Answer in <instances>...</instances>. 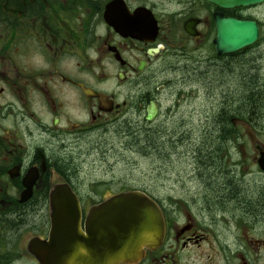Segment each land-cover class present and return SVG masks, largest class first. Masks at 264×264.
Wrapping results in <instances>:
<instances>
[{
	"label": "flooded vegetation",
	"instance_id": "af4514ba",
	"mask_svg": "<svg viewBox=\"0 0 264 264\" xmlns=\"http://www.w3.org/2000/svg\"><path fill=\"white\" fill-rule=\"evenodd\" d=\"M217 15L254 21L262 37L264 4L222 9L205 0H0V264H41L28 245L48 239V196L56 184L76 194L83 229L86 213L106 196L82 193L77 169L71 172L72 155L75 149V156L82 155L93 133L107 134L111 117L140 119L128 124L133 140L127 149L151 159L164 117L175 115L187 98L184 87L200 80L211 88V74L229 70L236 54L218 56L214 50ZM253 48L239 52L240 61L246 63ZM83 87L102 94L107 109ZM124 87L130 103L119 102ZM173 96L176 104L167 105ZM152 105L156 112L148 121ZM229 108L220 114L231 116ZM193 110L189 106L188 114ZM99 139L90 147L103 156ZM204 145L201 152L191 149L197 163L192 173L155 175L163 193L167 185L178 193L176 200L150 189L156 184L144 188L160 207L165 236L131 264H264V171L257 165L264 147L253 143L261 180L252 187L244 174L218 168L227 176L222 181L211 173V157L221 148ZM25 180L34 184L20 202ZM94 196L101 199H86Z\"/></svg>",
	"mask_w": 264,
	"mask_h": 264
},
{
	"label": "rangeland",
	"instance_id": "374dc122",
	"mask_svg": "<svg viewBox=\"0 0 264 264\" xmlns=\"http://www.w3.org/2000/svg\"><path fill=\"white\" fill-rule=\"evenodd\" d=\"M246 64L247 71L245 73L251 79L257 81L260 89H264V30L262 37H260V42L250 51L246 58ZM228 75H230V70H216L214 74L212 73L211 76H214V80L211 82V88L209 87L210 84L205 81L202 83L200 80L184 87V94H187V98L181 101L176 114H169L165 118L164 111L161 113L160 121L163 120V117L164 120L166 119L163 134L159 138L162 141V145L159 147L160 153L155 150L149 151L152 154L151 159H145L138 152L127 149L130 139L133 140V134L128 133V130H132L128 128V124L130 122L136 123L140 119L130 116L111 117V121L114 124H108L107 134L100 133L98 135L93 133L91 138L82 145V155L80 157L75 156L76 149L72 155L75 160L71 165V172L74 173V168L77 169L75 181L79 182L82 193L92 194L96 190L97 193H102L109 197V195L119 191L144 190L145 187L156 184L151 186L150 189L157 190V193L161 196L166 194L176 200L178 193H175V190L170 185L166 186V192L163 193L161 191V183L156 179L155 175L164 173L170 179L173 178L172 175L174 174L182 176L196 170L197 163L192 160L191 149L198 147L199 152L205 149L204 144L208 143L207 137H209L210 133L207 131L209 121L219 115L223 107L226 109L231 106L229 100L231 99L230 93L232 90L227 86V83H230L229 81L227 82ZM120 91L119 102L128 100L130 103L132 100L127 98L129 93L127 87L121 88ZM208 91H210L209 96H207ZM190 93L193 94L191 97H189ZM261 95L263 96L262 103L253 105L252 117L255 120L252 121V125L234 120V123H232L235 134L228 136L226 141H220L215 144L221 148V152L212 156L215 160L212 161L213 166L210 172L217 175L221 174L219 179L222 181L227 176L222 174L218 168H222V171H226L229 174L231 171L238 172L240 175L244 174L243 182L245 185L248 184L252 187L255 183H259L258 180H261L254 167L255 163L252 161L254 155L253 143L257 142L264 147V93L261 92ZM177 100L178 97L173 96L167 101V105H175ZM129 103L128 105L130 106L131 104ZM189 106L190 109H194L193 113L188 114L187 108ZM123 129L126 131L121 133ZM99 136L100 139L98 138ZM135 136L139 138L140 134L136 133ZM90 139H92V142ZM96 139L104 142L103 156H101L100 149L90 147L92 144L94 145ZM211 142L210 140L209 143ZM139 145H141L140 142ZM239 151L243 152L244 161L241 160ZM174 152L179 154L175 155ZM159 154L161 157L166 158L165 163L160 161ZM176 156L180 159H177ZM239 166L240 170L236 169ZM168 196L159 197V199H166ZM86 199L93 202V200L101 198L94 196Z\"/></svg>",
	"mask_w": 264,
	"mask_h": 264
},
{
	"label": "water",
	"instance_id": "95a60500",
	"mask_svg": "<svg viewBox=\"0 0 264 264\" xmlns=\"http://www.w3.org/2000/svg\"><path fill=\"white\" fill-rule=\"evenodd\" d=\"M222 9L250 7L264 0H205ZM258 26L253 21H239L216 16L214 49L217 55L232 54L250 47L258 40ZM97 97L106 110L104 96L84 89ZM156 112L149 108L146 120ZM264 171V154L257 162ZM34 181H24L22 201L31 194ZM51 227L48 240L33 239L29 252L41 264H126L139 260L145 249L159 246L164 224L158 206L140 191L115 195L92 207L81 230L79 202L68 185H56L49 194Z\"/></svg>",
	"mask_w": 264,
	"mask_h": 264
},
{
	"label": "trees",
	"instance_id": "16d2710c",
	"mask_svg": "<svg viewBox=\"0 0 264 264\" xmlns=\"http://www.w3.org/2000/svg\"><path fill=\"white\" fill-rule=\"evenodd\" d=\"M235 54L236 55H233V58L231 60L232 63L229 67L230 75H228L227 78V82H230L227 83V86L232 90H230L231 99L229 100V103L231 105L229 109H232V113L230 117L223 113L212 118V124L214 125V127L213 130L210 131L209 137H207V148L215 146V144H218V142L220 141H226V138L228 139V136H232L235 134L233 128L234 120L252 125V121L255 120L252 117V109L254 108L253 105H257V103H262L263 101L261 92L264 93V89H260L257 81L251 79V77H249V75L245 73L247 71V64L240 61L239 53ZM240 108L242 110H240ZM159 138L160 136L157 137V139L154 138L156 142L153 144L152 150L158 151L160 153L159 147L162 145V141H160ZM136 139H140L144 142L146 141L147 143H149L147 141V138L142 134H140V137ZM210 140L212 141L211 143H209ZM212 158L211 160L214 161L215 158ZM209 169L211 170V168ZM217 180L218 179L216 178V181ZM222 188L223 187H221V190L223 191L224 189Z\"/></svg>",
	"mask_w": 264,
	"mask_h": 264
}]
</instances>
